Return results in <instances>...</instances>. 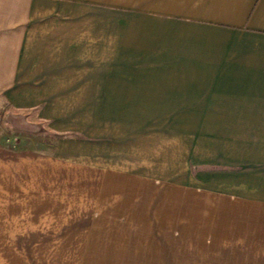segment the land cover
<instances>
[{
  "label": "crops",
  "instance_id": "0c3cea01",
  "mask_svg": "<svg viewBox=\"0 0 264 264\" xmlns=\"http://www.w3.org/2000/svg\"><path fill=\"white\" fill-rule=\"evenodd\" d=\"M136 104L264 136V0H0V116L56 136L51 153L0 157V264H98L126 251L110 232L131 231L133 204L181 182L179 154L117 125ZM235 166L204 174L249 175ZM253 191L260 226L264 161Z\"/></svg>",
  "mask_w": 264,
  "mask_h": 264
},
{
  "label": "rangeland",
  "instance_id": "374dc122",
  "mask_svg": "<svg viewBox=\"0 0 264 264\" xmlns=\"http://www.w3.org/2000/svg\"><path fill=\"white\" fill-rule=\"evenodd\" d=\"M150 106L136 104L125 112L130 118L116 120L117 125L129 126L132 138L141 134L154 140L156 151L164 147L165 154H179L181 182L179 187L165 184L155 197L149 191V198L133 204L137 214L133 213L132 230L110 232L126 251L111 253V262L98 264H264V224L259 226L255 219L253 196L255 160L264 161V136L215 134L224 130L217 127L220 120L157 117ZM144 111L147 118L137 117ZM4 115L0 116V157L51 153L54 134L27 118ZM173 136L179 141L171 145ZM222 153L228 157L222 158ZM237 164H247L249 175L227 180L205 177L206 171L241 169ZM257 172L262 176L258 165ZM189 176L194 181L187 187L183 179ZM237 194L250 200L220 197Z\"/></svg>",
  "mask_w": 264,
  "mask_h": 264
}]
</instances>
